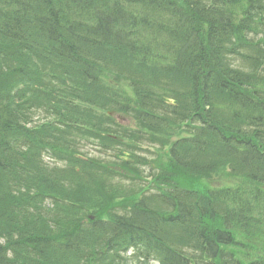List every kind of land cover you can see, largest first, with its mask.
Returning a JSON list of instances; mask_svg holds the SVG:
<instances>
[{
	"label": "trees",
	"instance_id": "16d2710c",
	"mask_svg": "<svg viewBox=\"0 0 264 264\" xmlns=\"http://www.w3.org/2000/svg\"><path fill=\"white\" fill-rule=\"evenodd\" d=\"M107 111L177 138L157 193L78 151L119 126ZM258 207L264 0H0V264H123L129 245L158 264H264Z\"/></svg>",
	"mask_w": 264,
	"mask_h": 264
},
{
	"label": "rangeland",
	"instance_id": "374dc122",
	"mask_svg": "<svg viewBox=\"0 0 264 264\" xmlns=\"http://www.w3.org/2000/svg\"><path fill=\"white\" fill-rule=\"evenodd\" d=\"M79 147L82 148L83 152L88 154V156H93L95 158L108 159L109 155L111 157L112 154H113L112 151H109V152L105 153L102 150H100L99 148H96L95 145H87V144H85V142L81 143ZM146 147L147 146L141 147L139 155L142 156V159H151V158H153L154 149L151 148V147H148V148H146ZM46 162L50 163L47 159H46ZM50 164L52 165V163H50ZM146 174H147V172L145 171V175ZM151 175L152 174H150L149 177H145L144 176L145 181H149L150 178H151ZM143 184H145V183L138 182L137 186L139 187L140 185H143ZM128 255H131V253H129ZM133 264H138V263H133ZM151 264H154V263H151Z\"/></svg>",
	"mask_w": 264,
	"mask_h": 264
}]
</instances>
